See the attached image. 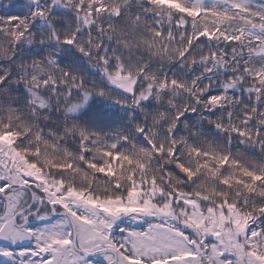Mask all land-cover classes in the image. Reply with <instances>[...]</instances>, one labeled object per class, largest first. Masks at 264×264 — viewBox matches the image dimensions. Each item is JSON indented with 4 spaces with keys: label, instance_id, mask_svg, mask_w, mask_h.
I'll return each mask as SVG.
<instances>
[{
    "label": "snow or ice",
    "instance_id": "obj_1",
    "mask_svg": "<svg viewBox=\"0 0 264 264\" xmlns=\"http://www.w3.org/2000/svg\"><path fill=\"white\" fill-rule=\"evenodd\" d=\"M0 264H264V0H8Z\"/></svg>",
    "mask_w": 264,
    "mask_h": 264
},
{
    "label": "trees",
    "instance_id": "obj_2",
    "mask_svg": "<svg viewBox=\"0 0 264 264\" xmlns=\"http://www.w3.org/2000/svg\"><path fill=\"white\" fill-rule=\"evenodd\" d=\"M8 0H0V12H4V11H7V9L4 7V4L7 3ZM14 2H17V3H23V0H14Z\"/></svg>",
    "mask_w": 264,
    "mask_h": 264
}]
</instances>
